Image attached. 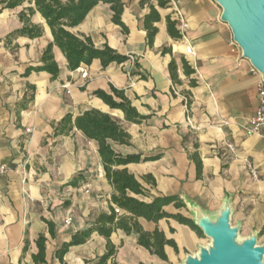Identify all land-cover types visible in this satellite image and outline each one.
Masks as SVG:
<instances>
[{
    "label": "crops",
    "instance_id": "0c3cea01",
    "mask_svg": "<svg viewBox=\"0 0 264 264\" xmlns=\"http://www.w3.org/2000/svg\"><path fill=\"white\" fill-rule=\"evenodd\" d=\"M3 1L0 168L5 166L8 171L0 176V264H35L40 236L47 240L45 264H94L106 254L107 240L94 233L84 244L70 247L63 261L57 256L76 233L115 207L97 142L77 130L69 136L54 132V125L66 115L77 117L92 108L110 114L132 136L133 146H117L119 152L159 157L126 166L146 189V197L136 198L150 203L158 197L179 196L212 216L228 199L232 225H241L242 238L259 232L258 243L264 245V130L261 135L246 136L258 107L260 78L233 51L232 32L221 21L222 9L214 0H177L188 23L185 39L180 40L172 39L167 31L170 8L158 9L161 21L155 24L158 33L151 46L145 30L149 5L142 6V0H121L125 32L113 22L111 5L99 3L72 32L90 37L97 48L108 45L131 60L107 68L99 60L82 65L79 69L88 72L85 80L79 69L69 70L57 47L53 48L60 69L56 79L47 72L28 73L29 68L41 65L44 51L53 42L51 30L33 1L15 9H6ZM151 3L157 6L155 0ZM28 9L34 14L29 15ZM22 12L31 24L42 28L41 37L16 34L25 26ZM187 44L193 47L194 56L186 54ZM183 60L194 71L192 75L185 74ZM172 61L178 67L179 83L171 78ZM132 70L145 77H132ZM111 87L124 90L137 111L149 119L140 125L128 123L121 111L110 109L93 95L98 90L111 93ZM194 153L202 162L200 178L190 159ZM249 166L257 171V178L251 176ZM148 175L156 186L143 181ZM165 210L179 212L172 205ZM182 213L192 219L188 211ZM47 222L53 224L54 236ZM139 222L144 231L158 228L173 239L180 254L194 253L200 245L198 235L175 220ZM111 242L118 247V264H175L179 259L174 249L166 247L168 262L160 260L140 247L134 234L117 231Z\"/></svg>",
    "mask_w": 264,
    "mask_h": 264
},
{
    "label": "trees",
    "instance_id": "16d2710c",
    "mask_svg": "<svg viewBox=\"0 0 264 264\" xmlns=\"http://www.w3.org/2000/svg\"><path fill=\"white\" fill-rule=\"evenodd\" d=\"M34 2L37 11L45 20L50 28L53 42L44 51L41 65L31 67V71L47 72L56 79L60 74V69L55 61L53 48L57 47L65 56L68 68L71 71L79 69L82 65L90 66L95 60H99L103 68L111 64H125L131 60L130 56L119 54L114 49L105 45L103 48H97L90 37L77 35L72 29L79 26L88 13L99 3L111 5L114 13L113 22L122 27L125 32L128 29L122 22L124 4L121 0H5L1 2L6 9H15L26 2ZM152 0H142L141 5H149L150 13L145 18V30L147 33L148 45H152L158 33L155 27L156 23L161 21L158 9H168L170 0H155L157 6L151 3ZM28 14L33 15L34 10L28 9ZM20 19L25 26L16 32V34L27 35L31 38L41 37L43 30L41 27L30 23L27 13L22 12ZM167 31L172 39L180 40L182 35L176 27V22L171 16L167 17ZM167 53V49L163 50ZM134 69L138 64L134 61ZM183 68L186 75L190 76L194 71L186 60H183ZM178 67L175 61L169 65V71L172 81L179 83ZM132 77L139 76L143 79L145 76L130 71ZM195 86V82H191ZM96 98L102 100L112 110H119L123 113L125 120L131 124L140 125L149 119V116L141 115L127 98L124 90H118L111 87V93L98 90L93 94ZM190 105V102H189ZM74 130L80 131L87 139L96 141L98 144V153L101 158L105 171V178L112 186L114 192L112 203L115 207L111 208L109 214H100L92 226L86 230L76 233L70 243L65 244L57 251V256L63 261L64 255L70 247L84 244L94 233L107 240V252L94 264H118L115 261L118 253V247L111 242V236L117 231H122L126 235H136L137 242L150 252L151 255L158 257L160 260L168 262V256L165 248L171 247L175 253H179L177 244L173 239H168L164 232L156 228L153 232H146L142 228L139 219L157 224L164 219H172L181 225L188 226L199 237L203 236L201 230L194 224L193 220L185 216L182 211H186V206L179 196H164L155 198L152 202L147 203L136 197H146V189L132 175L126 166L130 164H139L148 161H155L159 157H144L141 153L123 154L116 147H132V136L127 130L110 114L92 108L82 115L74 117L72 114L66 115L59 123L54 125L55 136H69ZM197 167L198 178L201 177L202 162L197 153L190 155ZM143 181L151 186H156L155 179L148 175ZM76 185L75 181L72 182ZM173 206L178 213H169L165 210L168 206ZM116 208L125 211L129 215L116 213ZM50 226V233L55 235L53 224L47 222ZM174 233V230L171 229ZM46 238L40 236L37 241L39 249L38 254L33 256L35 264L46 263Z\"/></svg>",
    "mask_w": 264,
    "mask_h": 264
},
{
    "label": "water",
    "instance_id": "95a60500",
    "mask_svg": "<svg viewBox=\"0 0 264 264\" xmlns=\"http://www.w3.org/2000/svg\"><path fill=\"white\" fill-rule=\"evenodd\" d=\"M214 1L221 7V21L230 28L242 57L264 82V0ZM183 202L194 224L211 244L199 245L196 252L187 253L181 264H264V245L258 243L259 232L242 238L241 225H232L233 211L228 199L215 216Z\"/></svg>",
    "mask_w": 264,
    "mask_h": 264
},
{
    "label": "built area",
    "instance_id": "2783aa9c",
    "mask_svg": "<svg viewBox=\"0 0 264 264\" xmlns=\"http://www.w3.org/2000/svg\"><path fill=\"white\" fill-rule=\"evenodd\" d=\"M169 8L172 12V20L176 22V27L179 30V32L181 33L182 37L185 39L184 36V32L186 31V29L188 28V23L186 21L185 15L183 13V10L180 6L179 1L177 0H170L169 2ZM232 49L234 52H238L242 55V52L240 50V48L238 47V45L234 42H232ZM186 54L189 56H194V51H193V47L190 44L186 45ZM80 72V77L82 79H87L88 78V72L84 69H79ZM251 72L257 76H259L260 80L259 83L257 85V93H258V107L256 110L255 115L251 118L250 122H249V126L246 129V136L248 137H252V136H256V135H261V133L264 130V82L260 76V74L258 73V71L256 69H254L251 66ZM133 82V81H132ZM229 150L234 151V146L233 145H229ZM250 169V173L251 176L253 178H257V171L254 170L251 166H249ZM8 171V168L5 166H1L0 168V176L5 174ZM116 213L118 215L122 214V211L118 208H116Z\"/></svg>",
    "mask_w": 264,
    "mask_h": 264
},
{
    "label": "rangeland",
    "instance_id": "374dc122",
    "mask_svg": "<svg viewBox=\"0 0 264 264\" xmlns=\"http://www.w3.org/2000/svg\"><path fill=\"white\" fill-rule=\"evenodd\" d=\"M198 238H199V241H200V245H203V246H209V245L211 244V240L208 239L207 237H205L204 235H203L202 237H199V236H198ZM196 251H197V250H196ZM196 251H195V252H196ZM187 253H190V252H186V251H184V252H181V254H180V252L177 253V254H179V259H178V261L175 262V264H181L180 257L184 258L185 255H186ZM191 254H192V253H191ZM179 261H180V262H179Z\"/></svg>",
    "mask_w": 264,
    "mask_h": 264
}]
</instances>
